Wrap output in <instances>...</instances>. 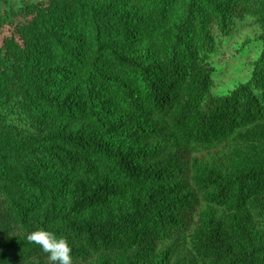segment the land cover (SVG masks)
I'll return each mask as SVG.
<instances>
[{"label":"trees","instance_id":"trees-1","mask_svg":"<svg viewBox=\"0 0 264 264\" xmlns=\"http://www.w3.org/2000/svg\"><path fill=\"white\" fill-rule=\"evenodd\" d=\"M4 28L0 264H49L40 227L73 264H264V0H0Z\"/></svg>","mask_w":264,"mask_h":264},{"label":"clouds","instance_id":"clouds-1","mask_svg":"<svg viewBox=\"0 0 264 264\" xmlns=\"http://www.w3.org/2000/svg\"><path fill=\"white\" fill-rule=\"evenodd\" d=\"M27 239L48 254L49 264H73L72 246L67 237L40 227L29 233Z\"/></svg>","mask_w":264,"mask_h":264},{"label":"rangeland","instance_id":"rangeland-1","mask_svg":"<svg viewBox=\"0 0 264 264\" xmlns=\"http://www.w3.org/2000/svg\"><path fill=\"white\" fill-rule=\"evenodd\" d=\"M7 34V28H4L2 31H0V43L4 37V35ZM228 42H222V45L220 46L219 51L216 53L217 55H223L229 57L228 59V64L230 65V67H227V64H223V65H218L221 66V74H217L216 76H213L214 79H219L223 74L227 76L228 81L226 83H228L227 85H229V83H231L232 81H235L237 77H243L245 75V72L247 74V77L249 76V72L250 69L245 71V66L246 64V59L247 57H253L254 56V48L255 45L257 44L256 41H252L249 44L243 46V48L239 49L240 50V54L237 53L235 51V48H233V46L231 44H233V39H229L227 40ZM230 44V45H228ZM236 54V62L237 64L234 65V61L232 62V58H234L232 55ZM222 57V56H221ZM216 61H218L217 57L216 59H214ZM246 77V78H247ZM226 90V85L222 86L219 90L218 87V91H225Z\"/></svg>","mask_w":264,"mask_h":264}]
</instances>
